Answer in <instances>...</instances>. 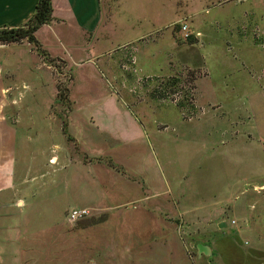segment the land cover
Segmentation results:
<instances>
[{
	"label": "rangeland",
	"instance_id": "obj_1",
	"mask_svg": "<svg viewBox=\"0 0 264 264\" xmlns=\"http://www.w3.org/2000/svg\"><path fill=\"white\" fill-rule=\"evenodd\" d=\"M117 1L89 49L48 28L46 46L0 43L15 125L13 142L0 107V159L20 171L0 196V264H264V142L247 102L260 68L239 61L264 50L193 33L232 18L262 43L245 23L264 30V0Z\"/></svg>",
	"mask_w": 264,
	"mask_h": 264
},
{
	"label": "crops",
	"instance_id": "obj_2",
	"mask_svg": "<svg viewBox=\"0 0 264 264\" xmlns=\"http://www.w3.org/2000/svg\"><path fill=\"white\" fill-rule=\"evenodd\" d=\"M39 1L40 0H0V29L23 27L34 15ZM108 1L109 0H53V20L49 24L42 26L37 31V33L35 34L37 41L44 46V39L48 36H54L59 40L65 41L72 48L81 47L89 49V47H92L91 42L94 39V35L100 32L101 29L107 28L110 23L112 10L111 6L108 5ZM117 2L119 7L121 8V0H118ZM237 20L238 19L235 17L233 22ZM180 21L181 20H179V22ZM219 21L220 22L216 23L217 28L214 30L212 29L213 26L210 23L205 27L194 29L193 33L201 34L202 40L207 41V44H214V42L218 43L219 41H226V33L234 31L235 35H231L229 41H232L233 45L239 47V53H242L241 51L244 50L243 48H250L252 50L255 49L259 53L264 50V37H255V40L262 42L256 43V41H253L254 39L252 40L250 38L251 33L246 32L247 28H237V25L231 22L232 18H230V20L225 24L221 20ZM245 24L248 25L247 27L251 29L253 33H255V31L258 29L260 30V28L252 29L253 27L258 25L252 26L248 24V22H246ZM242 25L243 24H241V26ZM44 28H48L53 31V35L46 33L43 35L45 36L43 37L44 39H41L39 37V33ZM251 42L254 45H252ZM11 45L13 44L9 43L6 46L11 47ZM47 47L46 49L51 54L57 53V49L55 47H51L49 45H47ZM76 55L77 54L74 52L70 53V57L72 59H74ZM259 55L260 56H258L256 58L257 60L255 61L248 58L240 59L239 61L242 67L245 69H247L248 66H251L253 68L254 65H257L259 66L257 68H260L258 70L260 72L259 74L255 73L254 75H251V80L254 82H249L250 89L247 92V102L249 108L248 119L252 122V129H254L258 134L259 140L264 142V76L261 75V72L264 71V56L262 54ZM2 64L4 63H2L0 60V73H3L4 68L6 70L8 69L5 65ZM3 91L4 89L0 87V107L3 108L4 122L9 131L13 134L12 140L14 142L15 125L9 124V122L7 121L8 119H6L8 116L4 114L6 108L9 107V104L8 102L4 101V97H2L4 95ZM111 104L113 103L106 104V106H112ZM206 104H214L216 106H219L218 108L223 107L222 104H218L214 101L208 102ZM248 134L249 138L253 139L252 132H249ZM56 161L58 162L57 158ZM19 172V170H16L15 157L12 156V158L9 159L8 157H6V155H3V157L0 159V196L3 193H12L14 191L15 177L16 175L20 174ZM24 173L25 170L23 171V174Z\"/></svg>",
	"mask_w": 264,
	"mask_h": 264
},
{
	"label": "trees",
	"instance_id": "obj_3",
	"mask_svg": "<svg viewBox=\"0 0 264 264\" xmlns=\"http://www.w3.org/2000/svg\"><path fill=\"white\" fill-rule=\"evenodd\" d=\"M53 11V0H40L34 15L23 27L0 29V43H20L27 40L28 43L39 46L35 34L53 20ZM64 131L67 134L66 129Z\"/></svg>",
	"mask_w": 264,
	"mask_h": 264
},
{
	"label": "built area",
	"instance_id": "obj_4",
	"mask_svg": "<svg viewBox=\"0 0 264 264\" xmlns=\"http://www.w3.org/2000/svg\"><path fill=\"white\" fill-rule=\"evenodd\" d=\"M182 31L185 32V38L188 39L190 38V33L188 32V26L187 25H182ZM257 37H264V30H256L255 31ZM91 214V211L87 208H82V209H72L69 211L68 218L70 221L75 222L81 219H85L89 217Z\"/></svg>",
	"mask_w": 264,
	"mask_h": 264
},
{
	"label": "water",
	"instance_id": "obj_5",
	"mask_svg": "<svg viewBox=\"0 0 264 264\" xmlns=\"http://www.w3.org/2000/svg\"><path fill=\"white\" fill-rule=\"evenodd\" d=\"M225 225L223 224L221 227H224ZM197 249H198V254L201 257L202 255L205 256H210L212 255V251L211 248L209 246H206L204 244H198L197 245Z\"/></svg>",
	"mask_w": 264,
	"mask_h": 264
}]
</instances>
